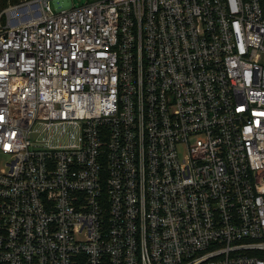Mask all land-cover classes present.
I'll use <instances>...</instances> for the list:
<instances>
[{"label":"built area","instance_id":"1","mask_svg":"<svg viewBox=\"0 0 264 264\" xmlns=\"http://www.w3.org/2000/svg\"><path fill=\"white\" fill-rule=\"evenodd\" d=\"M49 1L0 27V264H264V0Z\"/></svg>","mask_w":264,"mask_h":264},{"label":"rangeland","instance_id":"2","mask_svg":"<svg viewBox=\"0 0 264 264\" xmlns=\"http://www.w3.org/2000/svg\"><path fill=\"white\" fill-rule=\"evenodd\" d=\"M26 1L27 0H20L17 3H11L10 0H0V4L3 2L0 7V27L15 25L25 20L30 10L32 12L36 10L34 5H28L25 3ZM84 1L85 0H58V2H55L54 0H50L49 4L52 9H56L60 6L69 4L80 5ZM60 2L61 4H59Z\"/></svg>","mask_w":264,"mask_h":264},{"label":"trees","instance_id":"3","mask_svg":"<svg viewBox=\"0 0 264 264\" xmlns=\"http://www.w3.org/2000/svg\"><path fill=\"white\" fill-rule=\"evenodd\" d=\"M19 1H20V0H10L11 3H17V2H19ZM3 2H4V1H3ZM3 2H1L0 7L2 6Z\"/></svg>","mask_w":264,"mask_h":264}]
</instances>
